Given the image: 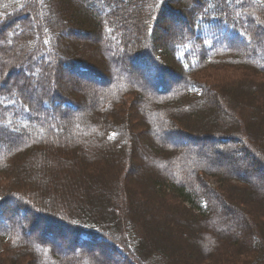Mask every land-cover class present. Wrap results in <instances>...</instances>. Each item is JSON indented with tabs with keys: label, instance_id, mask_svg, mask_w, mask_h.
Instances as JSON below:
<instances>
[{
	"label": "trees",
	"instance_id": "1",
	"mask_svg": "<svg viewBox=\"0 0 264 264\" xmlns=\"http://www.w3.org/2000/svg\"><path fill=\"white\" fill-rule=\"evenodd\" d=\"M0 175V264H264V0H0Z\"/></svg>",
	"mask_w": 264,
	"mask_h": 264
},
{
	"label": "rangeland",
	"instance_id": "2",
	"mask_svg": "<svg viewBox=\"0 0 264 264\" xmlns=\"http://www.w3.org/2000/svg\"><path fill=\"white\" fill-rule=\"evenodd\" d=\"M244 75H246L248 78L252 76V74L248 70H246V69H243V68H232L231 67V68L221 69V70H216V71L209 70V71L200 73L199 74V77H200L201 80H207V81H211V82H214V83H218V82H221V81H224V80H227L228 82H230V79L231 78H234V77H240V78H242ZM147 77H148V80H152V76H148L147 75ZM189 117L190 118H187V120H189L192 123V125H193L194 123L191 121V119L193 117H196V116H189ZM183 118L180 119L181 120L180 122H181L182 125H185L186 124V122H185L186 119L185 120H182ZM187 127L190 128V126H187ZM142 129H143V127H142ZM172 141L177 142V139L172 138ZM213 143H215V142H210V143H207V144L208 145L209 144L212 145ZM198 148L199 147H197V149ZM141 149H143V148L141 147ZM238 155H240L242 157V159L248 161L249 163H253L252 159L248 155H245L243 152L238 151ZM137 164L139 165V162L138 161H137ZM137 164L135 162H134V164L131 163L130 164V168L138 169V165ZM4 180H5V178L2 177V175H0V185H1V183ZM211 180H212L213 184L216 186V183L214 181V178H211ZM5 248H6V242H5V240L0 239V252L4 251ZM112 255L113 254H111V256ZM243 258H245L244 255L241 256L240 260H242ZM109 260H110L109 262H111V263L118 262L117 264H126L125 261H124L123 256L114 255L111 258H109ZM239 261H237V262H239ZM202 264H210V261L205 262V263H202ZM227 264H229V263H227Z\"/></svg>",
	"mask_w": 264,
	"mask_h": 264
},
{
	"label": "bare ground",
	"instance_id": "3",
	"mask_svg": "<svg viewBox=\"0 0 264 264\" xmlns=\"http://www.w3.org/2000/svg\"><path fill=\"white\" fill-rule=\"evenodd\" d=\"M167 70H168V69L163 68V73H164V71H167ZM168 71H171V70H168ZM168 74L170 75V73H168ZM163 76H164V74H163ZM173 77H174V76H172V77H170V78H167V77L164 76V78H166L168 81H169V80L171 81V80L173 79ZM207 142L210 143L211 141H207ZM104 237H106V236L104 235ZM104 244H105V243H104V240H103V239H101L100 241H98V242L95 243V245L98 246V247H99V246L104 247ZM86 245L89 246V244H86ZM89 247H91V246H89ZM93 247H95V246H93ZM114 250H115V247L112 246V245H111V248H110V249H107V248H106V251H107L110 255L113 253ZM99 252H100V251H99ZM112 256H114V255H112ZM112 256H110L109 258H111ZM117 263H118V262H114V263H111V262H110L109 264H117Z\"/></svg>",
	"mask_w": 264,
	"mask_h": 264
}]
</instances>
